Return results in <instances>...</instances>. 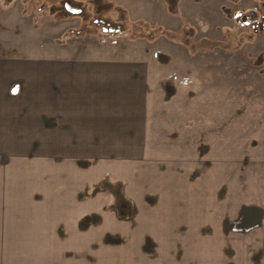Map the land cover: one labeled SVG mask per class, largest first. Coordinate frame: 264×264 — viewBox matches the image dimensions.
<instances>
[{"label":"crops","instance_id":"obj_1","mask_svg":"<svg viewBox=\"0 0 264 264\" xmlns=\"http://www.w3.org/2000/svg\"><path fill=\"white\" fill-rule=\"evenodd\" d=\"M103 49L0 59V236H66L71 223L61 221L77 228L91 220L96 192L111 201L104 209L116 218L152 226L144 234L154 243L120 246L148 255L122 259L199 264V253L238 251L233 244L199 243V237L221 236L199 228V213L235 212L242 168L216 166L206 174L197 153L168 157L172 148L156 146L150 120L149 60L134 50ZM260 174L259 187L245 186L238 206L263 216ZM243 247L264 252V245ZM91 250L90 244H0V264H91Z\"/></svg>","mask_w":264,"mask_h":264},{"label":"rangeland","instance_id":"obj_2","mask_svg":"<svg viewBox=\"0 0 264 264\" xmlns=\"http://www.w3.org/2000/svg\"><path fill=\"white\" fill-rule=\"evenodd\" d=\"M64 1L0 0V59L46 58L100 46L106 48L103 52L134 50L149 60L156 146L171 147V159L199 154L194 159L204 164L205 173L216 166L242 168L235 178V212L199 213V228L221 233L199 237V243L233 244L238 251L199 253V264H264V252L243 251V246L264 245L262 214L238 206L248 191L244 187H259L264 172V0H70L83 14L76 17L64 15ZM117 22L125 32L109 30ZM95 193L91 220H83L79 230L61 221L63 227L71 223L65 231L69 236H0V244H90L91 264L155 263L122 259L148 254L122 252L120 247L154 243L144 234L152 228L150 222L116 218L105 210L111 201Z\"/></svg>","mask_w":264,"mask_h":264},{"label":"trees","instance_id":"obj_3","mask_svg":"<svg viewBox=\"0 0 264 264\" xmlns=\"http://www.w3.org/2000/svg\"><path fill=\"white\" fill-rule=\"evenodd\" d=\"M74 2L73 1H70V0H65L64 2H62V5H61V10L63 11L64 15L67 16V17H76V16H83V14H80V12L78 11V8H75L73 6ZM73 7V8H71ZM58 9H60L59 7H57V10H53L52 12L55 13L58 11ZM77 11L79 12V14H71V11ZM98 12V11H97ZM100 14H102L101 11H99ZM124 17H122L123 19ZM109 30H115L116 32H119V33H116V34H120L121 32H125L126 29H124V25H122V23L120 22H117V23H113L110 27H109ZM108 29H106L105 31H108Z\"/></svg>","mask_w":264,"mask_h":264}]
</instances>
